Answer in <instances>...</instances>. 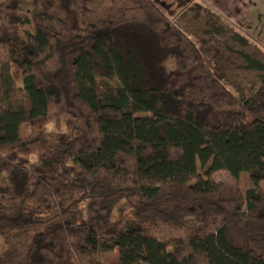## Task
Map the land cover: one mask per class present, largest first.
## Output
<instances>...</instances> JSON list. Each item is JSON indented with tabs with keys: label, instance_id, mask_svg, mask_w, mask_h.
<instances>
[{
	"label": "trees",
	"instance_id": "1",
	"mask_svg": "<svg viewBox=\"0 0 264 264\" xmlns=\"http://www.w3.org/2000/svg\"><path fill=\"white\" fill-rule=\"evenodd\" d=\"M169 2L0 0V264H264V49Z\"/></svg>",
	"mask_w": 264,
	"mask_h": 264
},
{
	"label": "rangeland",
	"instance_id": "2",
	"mask_svg": "<svg viewBox=\"0 0 264 264\" xmlns=\"http://www.w3.org/2000/svg\"><path fill=\"white\" fill-rule=\"evenodd\" d=\"M206 4H208L211 8H213L215 11L220 13L223 18L229 22L230 24L234 25L239 31L247 35L249 38H251L253 41L257 42L263 49H264V0H260L259 3L253 8L252 14L248 17H244L241 19L240 23H234L232 19H230L228 16L223 15L221 12H219L216 8H214L211 4H209L206 0H202ZM157 2L160 4L162 8H164L165 12L171 16L175 15L173 13V10L177 12V4L174 3V6L171 8L169 0H157ZM166 2V5L164 4ZM174 56H169L165 61V66L168 70L172 69L174 67ZM24 129L30 130L28 125H24ZM65 129V125L63 122H50L46 130L48 132V136L52 143H55L56 141V133L57 131H61ZM214 178L222 183H225L231 187H239L243 191H245L250 186V177L247 173H241L239 175L238 179H235L233 176L229 174V172L225 170H219L213 174ZM262 186H264V181L261 183ZM110 257V255H107ZM108 259V258H104Z\"/></svg>",
	"mask_w": 264,
	"mask_h": 264
},
{
	"label": "crops",
	"instance_id": "3",
	"mask_svg": "<svg viewBox=\"0 0 264 264\" xmlns=\"http://www.w3.org/2000/svg\"><path fill=\"white\" fill-rule=\"evenodd\" d=\"M191 1V0H187ZM223 15L228 16L234 23H240L244 17H249L253 8L260 0H206ZM256 4V5H255Z\"/></svg>",
	"mask_w": 264,
	"mask_h": 264
}]
</instances>
